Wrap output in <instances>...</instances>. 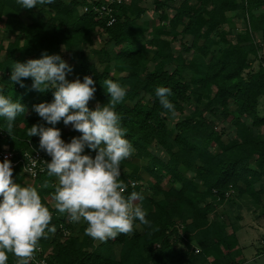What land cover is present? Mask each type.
<instances>
[{"label": "trees", "instance_id": "16d2710c", "mask_svg": "<svg viewBox=\"0 0 264 264\" xmlns=\"http://www.w3.org/2000/svg\"><path fill=\"white\" fill-rule=\"evenodd\" d=\"M144 1L111 5L99 15L91 9L106 0H55L30 10L0 0V90L25 107L9 134L0 129V144L18 161L30 146L45 154L38 135L26 136L33 124L58 128L66 143L80 135L71 124L38 116L34 106L50 103L54 89L40 93L31 78H23V87L10 82L13 63L59 55L71 67L66 80L93 79L90 110L108 101L103 81L118 82L127 92L117 111L134 147L121 162V179L127 192L141 193L134 203L150 224L136 222L131 235L99 242L85 235L86 225L55 210L52 178L28 179L18 163L12 179L36 187L52 212L55 231L39 241L50 264H239L237 228L223 206L245 198L264 213V117L257 114L264 0H152L151 22ZM157 86L171 88L174 118L156 101ZM83 154L94 157L95 150ZM7 264H16L12 254Z\"/></svg>", "mask_w": 264, "mask_h": 264}, {"label": "clouds", "instance_id": "9594fccd", "mask_svg": "<svg viewBox=\"0 0 264 264\" xmlns=\"http://www.w3.org/2000/svg\"><path fill=\"white\" fill-rule=\"evenodd\" d=\"M17 3L30 10L52 5L55 0ZM10 69V82L23 87V78H31L32 89L40 93L54 89L50 103L34 106L44 122L55 125L62 120L80 133L66 143L58 128L33 124L26 129L27 137L39 136V149L50 157L48 162L41 161L40 171L53 180L51 199L55 210L66 214L70 223L86 225L85 235L99 242L131 235L136 222L150 224L146 211L134 203L143 199L141 193L127 192L128 185L121 179V162L134 153L133 144L126 138L127 129L122 126L123 116L117 111V105L126 97V87L105 79L102 86L108 101L90 110L87 102L96 91L93 79L86 75L82 82L66 80L71 67L59 55L42 52L40 58L15 62ZM172 95L167 86L154 89L161 109L174 118ZM24 112L18 100L0 90V118L4 122L0 129L6 128L9 134ZM86 147L95 150L94 157L83 154ZM26 172L37 175L32 168ZM131 186L135 188V182ZM51 220L52 212L42 203L37 188L14 182L11 161L5 158L0 162V264H7L9 254L16 258V264H29L39 241L55 231Z\"/></svg>", "mask_w": 264, "mask_h": 264}, {"label": "rangeland", "instance_id": "374dc122", "mask_svg": "<svg viewBox=\"0 0 264 264\" xmlns=\"http://www.w3.org/2000/svg\"><path fill=\"white\" fill-rule=\"evenodd\" d=\"M176 1L180 2L181 0ZM142 6L147 9L145 19L150 22L156 19L152 12L154 8L152 0H145ZM166 12L171 16L169 10H166ZM262 55L264 56V44L262 45ZM256 66V63H254L252 69L255 70ZM257 114L260 117H264V96L259 100ZM223 210L227 221L237 228L236 234L239 236V246L243 249L242 254L236 261H239V264H264L263 211L260 208L252 206L245 198L235 199L232 202L226 203L223 206Z\"/></svg>", "mask_w": 264, "mask_h": 264}, {"label": "built area", "instance_id": "2783aa9c", "mask_svg": "<svg viewBox=\"0 0 264 264\" xmlns=\"http://www.w3.org/2000/svg\"><path fill=\"white\" fill-rule=\"evenodd\" d=\"M129 0H106V5H101L99 8L94 7L91 9L93 13L96 14H103L108 13L110 11L111 5H121ZM87 7L83 8V12H87ZM110 24V23H109ZM3 138V132L0 130V140ZM29 153V155H28ZM5 158L11 161V167L12 169L18 164H21L22 173L24 176L28 179H35L39 174H42L43 172L40 171V168L43 166L41 161L48 162L50 160L49 156H46L45 154L41 153L40 151H37L33 149L31 146L27 151H25L22 155V157L18 161H13V152L10 151L7 145L0 144V162H2ZM32 168L37 172L36 176H32L30 173L28 174L26 172L27 169ZM131 186V183H130ZM132 187V186H131ZM63 235L67 236L69 235L68 231L62 230ZM198 250H194V254H197ZM29 264H50L48 262V259L44 256L43 251L38 246L37 250L34 252L32 259L29 261Z\"/></svg>", "mask_w": 264, "mask_h": 264}, {"label": "crops", "instance_id": "0c3cea01", "mask_svg": "<svg viewBox=\"0 0 264 264\" xmlns=\"http://www.w3.org/2000/svg\"><path fill=\"white\" fill-rule=\"evenodd\" d=\"M238 227V226H237ZM239 230V229H238ZM236 237H237V241H238V248L241 250V253H242V251H243V249L239 246L240 245V243H239V236H237V234H236Z\"/></svg>", "mask_w": 264, "mask_h": 264}]
</instances>
